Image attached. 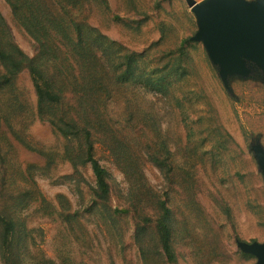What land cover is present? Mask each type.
<instances>
[{"label":"rangeland","instance_id":"rangeland-1","mask_svg":"<svg viewBox=\"0 0 264 264\" xmlns=\"http://www.w3.org/2000/svg\"><path fill=\"white\" fill-rule=\"evenodd\" d=\"M15 1L20 5L0 0V32L29 56L7 77L0 58V225L3 218L18 223L14 260L256 264L258 256L241 244L264 243V67L241 51L245 71H230L224 80L225 57L196 38L201 22L187 0ZM47 10L56 22H46L50 35H68L74 53L38 44L36 14ZM33 59L51 69L60 65L64 78L69 70L71 78H84L65 91L64 114L69 120L105 119L111 135L98 133L93 144L109 169L108 198L96 196L100 185L91 170L58 155L46 174L32 168L41 164L32 161H44L33 149L75 157L68 146L77 140H58L52 122L40 119ZM87 75L90 87L103 76L99 93L88 96ZM24 138L29 145H22ZM168 160L170 252L163 221L147 208L139 218L130 201L146 196V205L152 195H165ZM57 174L72 178L54 184L49 178ZM38 183L56 206L19 198L23 188ZM60 193L64 208L56 200ZM137 223L142 233H136ZM0 264L8 262L0 257Z\"/></svg>","mask_w":264,"mask_h":264},{"label":"trees","instance_id":"trees-1","mask_svg":"<svg viewBox=\"0 0 264 264\" xmlns=\"http://www.w3.org/2000/svg\"><path fill=\"white\" fill-rule=\"evenodd\" d=\"M14 6L20 5V1L10 0ZM24 2H33L35 0H23ZM37 7L40 6L39 3L36 4ZM37 18L41 20H36L35 32L37 36L40 38L37 40L38 44H41V40L43 41V45L48 47L50 46L56 54H61L64 49L71 50L73 53L76 48L75 45L72 44L68 35H63V39H57L51 36L49 32V28L46 25V22L56 23L51 18V11L47 10L45 12H37ZM58 23L64 25L59 21ZM28 55L21 49L19 45L15 43L12 36L8 32H0V58L5 63L6 71L2 74L5 77L10 73H15L21 69L22 64L24 62V58L28 59ZM37 59H33V63L30 64L29 68L31 70L32 75H34V81L36 79V87L38 90V95L41 100V105H39V114L40 119L44 121H50L53 124V130L56 134L57 139H61L63 135H72L76 137V142L74 147L68 146V150L75 153V157L66 151L59 152L58 154L56 149L51 150H40L33 149V153L39 154L41 157H44V161H32L34 163H41L38 165H32L33 169L39 170L42 173L46 174L47 170L56 166V158L58 155L62 160L68 162L74 168H79L80 166H84L86 171H92V177L95 179V183L100 185V190L97 192L96 196H104L108 198L110 192V183H109V169L101 163L100 159L96 156L95 145L93 144L94 136L96 134L101 133L110 137L111 132L108 129V125L105 119L98 120L95 117H88L85 120L82 119H66L65 114L67 110L64 109V98L65 91L73 86H75V82H83L84 78H71L73 74L72 70H69L67 76L70 78H64L61 74V66L57 65L55 68H50L53 64H41V62L36 63ZM54 66V65H53ZM103 77V76H102ZM102 77H97L96 81H91L94 83V87H90V78L87 75V84L88 90L87 94L90 96L91 94L99 93L101 90V80ZM43 81L44 85L41 84ZM17 111V108L10 109V112L14 113ZM10 117V116H9ZM12 129V128H11ZM116 140V139H115ZM21 143L23 146L29 143L26 139H22ZM55 148L60 149L55 146ZM5 153V152H3ZM3 153H0L3 154ZM172 168L169 165V160L166 167V172H164L165 178V195L158 196L152 195L147 199L146 205H141L144 198L146 196H134L132 198L130 196L131 206L134 207V210L137 212L139 218L142 216L146 217V213H143L146 208L150 210L151 216H157L158 219H161L164 223L163 236L168 240L169 238V252L171 250V242L173 236L172 227L169 226V219H171V212L169 208V171ZM1 171L0 173L4 172ZM72 177H65L62 175H55L49 178L52 183L60 184L65 183L66 181L71 180ZM36 188L34 187H26L23 188L18 194L20 199H27L31 201H37L41 204V206L48 204L50 206H56L52 201L49 200L48 196L44 192L43 188L40 187V184H36ZM131 193V192H130ZM56 200L59 202V208H64L66 202L65 194H58L56 196ZM135 201H138L135 203ZM140 204V205H139ZM120 208V206H117ZM149 221L151 224V221ZM0 225V257L8 262V264H23L14 260L12 255V240L15 238V226L18 223H15L11 218H3L1 220ZM72 222V221H71ZM141 223H137L135 225L136 233H142V229L140 228ZM21 230V236L26 235V230L24 229L23 222L19 224ZM153 227V226H152ZM169 229V230H168ZM20 232V231H19ZM18 256H20L18 254ZM46 262L50 263L53 259L46 257ZM26 264V263H25Z\"/></svg>","mask_w":264,"mask_h":264},{"label":"water","instance_id":"water-1","mask_svg":"<svg viewBox=\"0 0 264 264\" xmlns=\"http://www.w3.org/2000/svg\"><path fill=\"white\" fill-rule=\"evenodd\" d=\"M199 16L201 30L196 38H204L210 52L221 53L226 60L221 74L224 80L230 71H245L239 53H250L264 67V0H187ZM264 162V154L260 155ZM245 251L258 256L256 264H264V243L243 242Z\"/></svg>","mask_w":264,"mask_h":264},{"label":"bare ground","instance_id":"bare-ground-1","mask_svg":"<svg viewBox=\"0 0 264 264\" xmlns=\"http://www.w3.org/2000/svg\"><path fill=\"white\" fill-rule=\"evenodd\" d=\"M207 1V0H206Z\"/></svg>","mask_w":264,"mask_h":264}]
</instances>
